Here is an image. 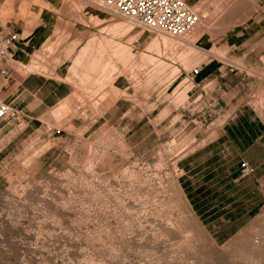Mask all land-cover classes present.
I'll list each match as a JSON object with an SVG mask.
<instances>
[{"label": "rangeland", "instance_id": "374dc122", "mask_svg": "<svg viewBox=\"0 0 264 264\" xmlns=\"http://www.w3.org/2000/svg\"><path fill=\"white\" fill-rule=\"evenodd\" d=\"M187 2L202 22L185 37L191 46H169L97 7L88 16L99 22L96 40L77 50L73 71L57 74L71 83L70 95L31 125L8 117L0 264H264V202L242 216L210 200L198 216L176 164L202 143L195 134L212 136L208 119L177 113L194 86L192 66L213 60L242 68L251 81L244 102L264 108V30L244 42L240 35L230 51L224 38L242 28L239 5L250 11L254 0ZM59 43L45 41L34 51L40 67L25 68L44 69Z\"/></svg>", "mask_w": 264, "mask_h": 264}, {"label": "crops", "instance_id": "0c3cea01", "mask_svg": "<svg viewBox=\"0 0 264 264\" xmlns=\"http://www.w3.org/2000/svg\"><path fill=\"white\" fill-rule=\"evenodd\" d=\"M187 1L197 4L198 0ZM239 6L242 28L224 38L230 51L238 45L240 35L244 42L264 30V0H254L250 11L246 10L249 6L244 2ZM2 7L5 10L2 29L17 32L18 41L9 57L0 58V68L6 71L5 75L0 74V91L2 100L18 110V123L24 121L28 126L32 119L70 95L71 83L58 78L57 74L67 66L73 71L83 54L76 55L77 50L85 49L84 41L96 40L99 22L90 21L88 16L97 15L98 6L93 0H2ZM201 26L199 21L184 39L192 38ZM54 39H59L60 43L43 61L44 69L25 68L40 67L42 61L34 56V51L45 41ZM188 46H191L189 42ZM231 55L237 54L231 52ZM72 57L73 64L69 65ZM194 66L199 70L194 75L189 74L193 89L177 113L179 119L187 115V119L194 122L208 119L213 123L208 129L212 130V136L208 137L207 129L195 134L193 139L202 138V143L176 159L179 178L184 176L181 188L198 216L205 215L206 207L202 203L210 200H224L228 210H239L245 216L264 202V108L258 110L244 102L245 89L251 81L242 68L235 70L213 60ZM9 120L0 117V151L4 147V124ZM240 161L252 168L249 175H240ZM210 179L213 187L208 191L205 187Z\"/></svg>", "mask_w": 264, "mask_h": 264}, {"label": "built area", "instance_id": "2783aa9c", "mask_svg": "<svg viewBox=\"0 0 264 264\" xmlns=\"http://www.w3.org/2000/svg\"><path fill=\"white\" fill-rule=\"evenodd\" d=\"M106 12L124 18L131 26L145 28L148 31L160 32L177 37L189 32L199 20L201 13L193 8L187 0H93ZM2 21V0H0V58L11 55L17 46L18 34L15 31H4ZM198 66L190 68V74H196ZM0 74L6 71L0 68ZM18 118V110L9 102L0 98V117ZM252 168L245 162H239V173L247 176Z\"/></svg>", "mask_w": 264, "mask_h": 264}, {"label": "bare ground", "instance_id": "6f19581e", "mask_svg": "<svg viewBox=\"0 0 264 264\" xmlns=\"http://www.w3.org/2000/svg\"><path fill=\"white\" fill-rule=\"evenodd\" d=\"M199 21V20H198ZM198 21H197V23H198ZM197 23L195 24V26L197 25ZM194 26V27H195ZM193 27V28H194ZM192 28V29H193ZM157 34H160L161 35V37H163V38H165V40H167L169 43L167 44V45H169V46H171V45H188V42L182 37L181 38V36L182 35H185V34H182V35H180V36H177V37H171V36H169L168 37V35H166V34H163V33H160V32H157ZM166 44V43H165ZM168 47V46H167Z\"/></svg>", "mask_w": 264, "mask_h": 264}]
</instances>
